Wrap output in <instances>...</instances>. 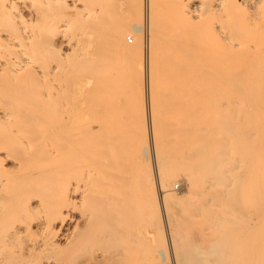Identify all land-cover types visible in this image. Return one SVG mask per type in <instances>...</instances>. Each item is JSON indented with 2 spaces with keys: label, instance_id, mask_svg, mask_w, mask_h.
I'll return each mask as SVG.
<instances>
[{
  "label": "bare ground",
  "instance_id": "obj_1",
  "mask_svg": "<svg viewBox=\"0 0 264 264\" xmlns=\"http://www.w3.org/2000/svg\"><path fill=\"white\" fill-rule=\"evenodd\" d=\"M136 9L0 0V264H264V0Z\"/></svg>",
  "mask_w": 264,
  "mask_h": 264
},
{
  "label": "rangeland",
  "instance_id": "obj_2",
  "mask_svg": "<svg viewBox=\"0 0 264 264\" xmlns=\"http://www.w3.org/2000/svg\"><path fill=\"white\" fill-rule=\"evenodd\" d=\"M139 4H140V0H135V7L137 8L136 10L138 11V7H139ZM127 8V7H126ZM124 15H127V10L125 9V12H124ZM145 36H146V34H147V30H146V26H145ZM130 33H126L125 35H124V37H123V39H124V41L128 44V45H132L133 44V41H132V43H131V41L130 42H128L127 41V37H129L130 39H132V40H134L133 39V37H132V35H131V37H130ZM144 48H145V50H146V37H145V44H144ZM145 72H146V70H145ZM148 88H147V79H146V73H145V77H144V81H143V85H142V94H141V96H140V99L141 100H144L143 101V104L141 105V110H142V112H143V122H144V125H145V127L147 128V130H148V127H149V123H148V116H149V99H148V90H147ZM144 97H143V96ZM138 100H139V98H137ZM147 110V111H146ZM145 113V114H144ZM141 122H142V119L140 120ZM140 122V123H141ZM150 129V128H149ZM173 191L175 192V193H177L178 195H181L182 193H184V189H183V186H182V184H181V182H177V183H174V185H173ZM159 200H160V203H161V199L159 198ZM164 230V231H163ZM166 231V232H165ZM165 232V233H164ZM160 235H159V237L161 236V238H162V236L163 237H165V239H166V241H167V250L165 251V255H166V259L165 260H168L169 262L171 261L170 260V256H172V253H171V250H169L170 249V245H169V236H168V231H167V229H166V227H165V229H162V231L159 233ZM168 245H169V247H168ZM170 251V252H169ZM169 253H171V254H169ZM161 257L163 258H165V256H164V254H162L161 255ZM163 258V259H164Z\"/></svg>",
  "mask_w": 264,
  "mask_h": 264
},
{
  "label": "built area",
  "instance_id": "obj_3",
  "mask_svg": "<svg viewBox=\"0 0 264 264\" xmlns=\"http://www.w3.org/2000/svg\"><path fill=\"white\" fill-rule=\"evenodd\" d=\"M127 40H128L129 42L131 41V39H130L129 37L127 38Z\"/></svg>",
  "mask_w": 264,
  "mask_h": 264
}]
</instances>
